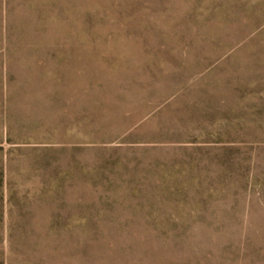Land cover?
<instances>
[{"label":"rangeland","instance_id":"1","mask_svg":"<svg viewBox=\"0 0 264 264\" xmlns=\"http://www.w3.org/2000/svg\"><path fill=\"white\" fill-rule=\"evenodd\" d=\"M0 264H264V0H0Z\"/></svg>","mask_w":264,"mask_h":264}]
</instances>
